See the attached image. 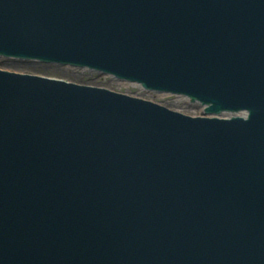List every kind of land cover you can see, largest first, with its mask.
Segmentation results:
<instances>
[{
    "label": "water",
    "instance_id": "1",
    "mask_svg": "<svg viewBox=\"0 0 264 264\" xmlns=\"http://www.w3.org/2000/svg\"><path fill=\"white\" fill-rule=\"evenodd\" d=\"M0 56L204 110L0 70V264H264V0H0Z\"/></svg>",
    "mask_w": 264,
    "mask_h": 264
},
{
    "label": "rangeland",
    "instance_id": "2",
    "mask_svg": "<svg viewBox=\"0 0 264 264\" xmlns=\"http://www.w3.org/2000/svg\"><path fill=\"white\" fill-rule=\"evenodd\" d=\"M0 69L10 72L59 79L66 82L82 85L104 87L116 92H122L137 97L152 99L160 104H163L171 109L178 110L185 114L201 115L199 106L187 105V99L184 97L175 100V96L149 93L142 87H140V91H138L137 85H131L125 82L116 81L109 76L100 75L98 73L90 74V71L87 69H77L53 64H42L39 62L5 57H0Z\"/></svg>",
    "mask_w": 264,
    "mask_h": 264
}]
</instances>
